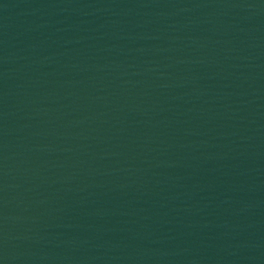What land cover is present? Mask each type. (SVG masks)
<instances>
[{
  "label": "water",
  "instance_id": "95a60500",
  "mask_svg": "<svg viewBox=\"0 0 264 264\" xmlns=\"http://www.w3.org/2000/svg\"><path fill=\"white\" fill-rule=\"evenodd\" d=\"M0 264H264V0H0Z\"/></svg>",
  "mask_w": 264,
  "mask_h": 264
}]
</instances>
